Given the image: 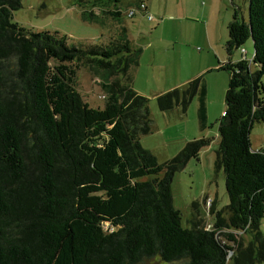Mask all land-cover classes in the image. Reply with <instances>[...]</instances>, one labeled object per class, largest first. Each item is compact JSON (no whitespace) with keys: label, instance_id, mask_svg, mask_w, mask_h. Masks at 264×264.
I'll use <instances>...</instances> for the list:
<instances>
[{"label":"trees","instance_id":"1","mask_svg":"<svg viewBox=\"0 0 264 264\" xmlns=\"http://www.w3.org/2000/svg\"><path fill=\"white\" fill-rule=\"evenodd\" d=\"M22 1L0 0V264H156L146 262L156 255L227 264L230 252L234 264L264 262V148L251 143L254 124L264 121V0H250L249 22L235 10L228 27V54L252 37V60L218 67L230 74L216 151L229 203L216 209L214 201L213 229L199 215L183 227L172 192L175 173L211 140L188 141L160 163L141 143L153 118L149 99L133 87L134 72L108 82L137 67L141 50L127 37L76 46L58 31L28 30L14 21ZM120 1L90 3L116 8ZM83 63L107 73L103 108L76 88ZM201 83L199 76L158 95L160 110L186 112Z\"/></svg>","mask_w":264,"mask_h":264},{"label":"rangeland","instance_id":"2","mask_svg":"<svg viewBox=\"0 0 264 264\" xmlns=\"http://www.w3.org/2000/svg\"><path fill=\"white\" fill-rule=\"evenodd\" d=\"M92 1L23 0L22 6L13 13L14 21L31 31H58L67 36L69 44L76 46L108 44L127 37L135 48L141 50L137 67H130L125 75L122 71L113 74L108 82L127 80L134 72L133 87L149 99L153 118L152 131L141 136V143L156 155L160 163L175 157L188 141L211 140L201 150L199 159H190L175 173L172 192L174 206L181 211L183 227L191 228L192 219L199 215L203 225L213 229L215 216L211 209L214 201L216 209H223L229 203L226 174L217 168L216 151L220 141L217 121L226 108L225 94L230 74L218 67L240 60L242 48L247 50L248 60L253 58L252 37L234 49L232 55L227 52L228 27L233 14L237 10L240 19L249 22L250 0H142L147 4L148 12L138 10L134 16L127 12L135 8L137 0H121L117 4L122 11L119 17L110 14L116 9L112 4H92ZM84 10H87L88 18L93 16L94 21L88 20L87 16L83 18ZM252 68L255 71L257 66L253 63ZM77 72L76 88L83 99L92 107L103 108L107 93L102 84L107 82L104 79L107 73L86 63L80 65ZM199 76H202L199 92L186 112L182 106L170 112L160 110L158 95L183 88ZM251 143L254 150L264 148V121L254 124ZM154 177L144 176L141 180ZM104 227L110 231L115 228L109 223ZM261 230L264 234V218ZM238 236H242L246 243L251 239L249 233L241 230ZM232 256L233 253L228 255L227 264H234ZM184 261L167 262L159 255L146 260L156 264H184Z\"/></svg>","mask_w":264,"mask_h":264},{"label":"built area","instance_id":"3","mask_svg":"<svg viewBox=\"0 0 264 264\" xmlns=\"http://www.w3.org/2000/svg\"><path fill=\"white\" fill-rule=\"evenodd\" d=\"M147 8H148L147 4H146L144 1H142V2H140V3L138 4L137 7L135 6V8L133 7L132 9H130V10L127 12V14H129V15H131V16H134L138 10L146 11ZM150 18H152V16H150ZM241 51H242V53H243L244 55L247 54V50H246L245 48H242ZM230 253H232V252H230Z\"/></svg>","mask_w":264,"mask_h":264},{"label":"crops","instance_id":"4","mask_svg":"<svg viewBox=\"0 0 264 264\" xmlns=\"http://www.w3.org/2000/svg\"><path fill=\"white\" fill-rule=\"evenodd\" d=\"M140 1H142V0H137L135 3H136V6H138V4L140 3ZM145 1V0H144ZM116 9H118V10H120L121 11V9L119 8V7H116ZM122 12V11H121ZM143 13H147L148 12V8H147V10L146 11H142ZM242 58H246L247 59V57H246V55H244L243 54V56H242ZM241 58V59H242ZM223 112H224V110H223ZM223 115V114H222ZM253 148V147H252Z\"/></svg>","mask_w":264,"mask_h":264}]
</instances>
